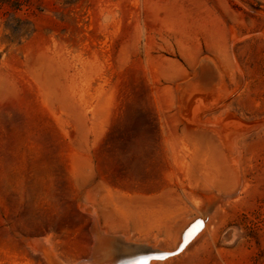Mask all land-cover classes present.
<instances>
[{
  "label": "rangeland",
  "instance_id": "1",
  "mask_svg": "<svg viewBox=\"0 0 264 264\" xmlns=\"http://www.w3.org/2000/svg\"><path fill=\"white\" fill-rule=\"evenodd\" d=\"M206 201L145 264H264V0H0V264L173 250Z\"/></svg>",
  "mask_w": 264,
  "mask_h": 264
},
{
  "label": "bare ground",
  "instance_id": "2",
  "mask_svg": "<svg viewBox=\"0 0 264 264\" xmlns=\"http://www.w3.org/2000/svg\"><path fill=\"white\" fill-rule=\"evenodd\" d=\"M220 125L221 124H219V126ZM240 125L243 126V128H240L241 130H238V132L233 134V135H230L232 133L231 131H228V133L226 132L228 130V128H226L225 132L221 127L220 128L223 130V132H221V130H219V129H218L219 131L217 129H215L219 132L218 137H219L221 143L224 145L227 143L235 145L236 141H238L240 139L239 136L243 135V133L247 132L248 130L251 131V130L256 129L259 126V125L245 126L242 124H240ZM240 125H239V127H240ZM233 128H232V130H234ZM229 132H231V133H229ZM229 144H227V145H229ZM229 146L231 147V145H229ZM215 200L217 201L218 204H220L222 201V199L219 197H216ZM206 202H208V203L206 204V206L204 208V211H205L204 215H202L201 219H197L191 224H190V222H191L190 221L184 227V229L182 230V233H181L180 240L173 250H166V251L152 250V252L156 253V254H153V253L148 254L147 251H149V249L146 247L138 248V247H133V245L132 246L126 245V242L124 244L123 240L118 238V237H114L113 239L108 240V237H105L103 234L100 233V231L98 232L96 229L95 230V238L96 239H95V243H93L94 249H93V253L91 252L92 255H94V257H95V260H96L95 262H97L94 264H124L127 260H129L132 263H134V262H138V263H142V264H145L148 262L152 263V262H155L152 260H163V259H167V258L172 257L174 255L173 253L176 252L179 249V247L181 246V244L183 243L182 248L180 249V252H179V253H182V251L185 250L192 242H194L207 228V223L205 222V218L207 217L206 213L212 204L209 201H206ZM198 220H199L198 224L200 226H196L197 223L194 224ZM192 224H194V225L191 228H189ZM189 233H191V235H189ZM127 243H129V242H127ZM36 246L39 249L40 248L42 249V251L44 252L43 254L49 256L44 241H42V240L37 241ZM109 246L111 247L110 252L107 251V248ZM159 254H163V255H161L162 257H157ZM49 262H50V264H56L57 263V262L56 263L52 262L51 257L49 258Z\"/></svg>",
  "mask_w": 264,
  "mask_h": 264
},
{
  "label": "water",
  "instance_id": "3",
  "mask_svg": "<svg viewBox=\"0 0 264 264\" xmlns=\"http://www.w3.org/2000/svg\"><path fill=\"white\" fill-rule=\"evenodd\" d=\"M213 70H214L213 63L209 59H205V58L202 59L199 62L198 66H197V68L195 70V73H194L193 77L190 79L189 83L199 84V83H201L203 81H207V82L209 80L212 81L213 79L212 78H209L211 76H207V75H208V73L210 74L211 71H213ZM198 222L199 221L195 222L194 224H196V223L198 224ZM194 224H192L189 228H191ZM182 244L179 247V249L176 252L173 253L174 255L180 252V249L182 248ZM147 253L148 254H151L153 252H152V250H149V251H147ZM153 254H156V253H153ZM161 255H163V254H159L157 257H162ZM124 264H133V263L130 262L129 260H127Z\"/></svg>",
  "mask_w": 264,
  "mask_h": 264
},
{
  "label": "snow or ice",
  "instance_id": "4",
  "mask_svg": "<svg viewBox=\"0 0 264 264\" xmlns=\"http://www.w3.org/2000/svg\"><path fill=\"white\" fill-rule=\"evenodd\" d=\"M196 226H200L199 224H197ZM189 235H191V233H189Z\"/></svg>",
  "mask_w": 264,
  "mask_h": 264
}]
</instances>
